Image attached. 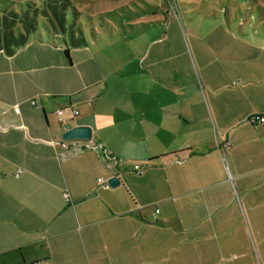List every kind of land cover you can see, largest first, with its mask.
<instances>
[{
    "label": "crops",
    "instance_id": "0c3cea01",
    "mask_svg": "<svg viewBox=\"0 0 264 264\" xmlns=\"http://www.w3.org/2000/svg\"><path fill=\"white\" fill-rule=\"evenodd\" d=\"M34 35L0 56L34 73L51 43L63 71L0 69V264H264V38L109 74L86 39ZM76 126L91 141L62 139Z\"/></svg>",
    "mask_w": 264,
    "mask_h": 264
},
{
    "label": "rangeland",
    "instance_id": "374dc122",
    "mask_svg": "<svg viewBox=\"0 0 264 264\" xmlns=\"http://www.w3.org/2000/svg\"><path fill=\"white\" fill-rule=\"evenodd\" d=\"M50 1H54V8L58 3V11L65 17L66 29L61 34L69 37L74 31L77 39L84 37L97 63L109 74L116 68L147 71L150 50L170 45L176 58L190 57L193 66L187 70L197 73L200 68L194 63L199 46L207 48L218 38L230 43L264 38V0H0V27L9 24L18 32L24 31L33 19L35 32L51 40L49 34L54 37L61 30ZM34 34L31 36L37 38ZM47 48L26 52L27 58L33 60L39 54L43 60L34 73L18 72L26 55L12 62L7 55L0 56V69L31 79L43 71L62 73L59 54L51 43ZM238 259L241 256L237 253L225 256L230 264Z\"/></svg>",
    "mask_w": 264,
    "mask_h": 264
},
{
    "label": "trees",
    "instance_id": "16d2710c",
    "mask_svg": "<svg viewBox=\"0 0 264 264\" xmlns=\"http://www.w3.org/2000/svg\"><path fill=\"white\" fill-rule=\"evenodd\" d=\"M54 1H50L49 4L51 5V8L53 9ZM58 3L56 7L53 9L54 11V16L57 17L58 24H59V30L60 34L64 29H66V22H65V17L61 16L58 9ZM30 25L25 28L24 31L19 30L16 31L15 29H12L13 27L9 24H6V26H1L0 27V51H3L9 56H12L14 52L16 51V48H20L24 46L28 41L31 35H33L36 31V24L33 21V19L30 21ZM62 35V34H61ZM50 38L52 39L53 36L50 33ZM69 39L71 41L70 46L71 47H81L83 44L86 43V40L84 37L77 39L74 31L70 34ZM66 56L70 58V50L69 48H66L64 50Z\"/></svg>",
    "mask_w": 264,
    "mask_h": 264
},
{
    "label": "water",
    "instance_id": "95a60500",
    "mask_svg": "<svg viewBox=\"0 0 264 264\" xmlns=\"http://www.w3.org/2000/svg\"><path fill=\"white\" fill-rule=\"evenodd\" d=\"M64 141H91L92 139V129L87 126H76L70 127L63 131L61 135ZM108 184L116 188L121 185V179L118 176L112 175L107 180Z\"/></svg>",
    "mask_w": 264,
    "mask_h": 264
},
{
    "label": "built area",
    "instance_id": "2783aa9c",
    "mask_svg": "<svg viewBox=\"0 0 264 264\" xmlns=\"http://www.w3.org/2000/svg\"><path fill=\"white\" fill-rule=\"evenodd\" d=\"M29 101H30V104L32 106H39V103H38L37 99L29 100ZM14 108H15V112L16 113H20V108H19L18 105H16V106L14 105ZM57 113H58V117H59L60 121H62V119L64 117H66V116L71 118V117H75V116L79 115V111L78 110H74L72 107H65V108H63L61 110H57ZM250 121L252 123L253 122L261 123L263 121V118L261 116H259V115H255L253 118L250 119ZM106 165H107L108 168H110V165L108 163ZM138 168H139V166L136 165L135 169L137 170ZM22 172H24V169L19 168L16 171V176L18 177ZM104 186L105 187H110L108 182H105ZM64 195H65V198L67 199V201H71L69 193L66 192V193H64ZM156 213H159V210H156ZM34 264H44V263L37 261Z\"/></svg>",
    "mask_w": 264,
    "mask_h": 264
}]
</instances>
